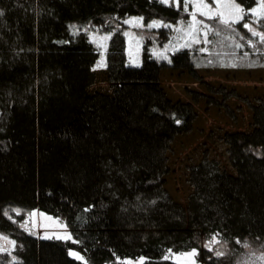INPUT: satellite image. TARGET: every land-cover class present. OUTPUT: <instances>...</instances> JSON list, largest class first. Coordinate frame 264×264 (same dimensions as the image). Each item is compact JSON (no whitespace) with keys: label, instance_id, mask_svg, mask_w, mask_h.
Returning <instances> with one entry per match:
<instances>
[{"label":"trees","instance_id":"trees-1","mask_svg":"<svg viewBox=\"0 0 264 264\" xmlns=\"http://www.w3.org/2000/svg\"><path fill=\"white\" fill-rule=\"evenodd\" d=\"M234 1L244 12L227 31L236 47L250 36L242 24L264 32V17L257 26L247 15L259 0ZM191 9L189 0H0V234L15 241V259L0 251V264H120L141 257L143 264H178L165 256L192 250L200 264H238L264 251V100L252 103L204 82L225 101L207 96L210 106L231 113L229 99L246 104L252 130L223 136L234 173L206 151L188 166L186 204L166 188L171 146L193 131L204 94L172 100L162 71L198 82L199 69L222 66L211 54L222 46L220 35L211 34L207 48L154 57ZM130 18L142 19L138 66L127 53ZM153 22L163 26L148 27ZM91 30L111 35L105 51L111 93L91 91L101 55ZM249 57L256 64L248 67L264 66V52ZM34 209L64 220L75 242L23 230ZM214 238L218 247H206ZM71 248L86 261L71 257Z\"/></svg>","mask_w":264,"mask_h":264},{"label":"rangeland","instance_id":"rangeland-1","mask_svg":"<svg viewBox=\"0 0 264 264\" xmlns=\"http://www.w3.org/2000/svg\"><path fill=\"white\" fill-rule=\"evenodd\" d=\"M165 2L177 4V0H165ZM189 3L192 9L188 10V19L180 21L175 27L172 40L166 46L152 50L154 57L164 59L180 48H190L193 45H202L203 48H207L206 46L213 41L212 39L216 35H220L217 36L216 43H218V39H221L222 42V46H215L214 51L211 53L219 58L222 66L199 69L198 72L203 82H197L187 73L178 70H164L161 74V84L167 95L174 101L193 102L191 95L193 91L204 94V97L195 104L198 118L193 131L176 137L168 154L170 173L166 176V188L176 201L183 204L187 203V198L191 192L188 181V166L200 161L205 152L208 151L211 157L220 160L229 172L234 173L228 163L227 146L223 142V136L227 132L252 130V112L248 106L238 98H231L226 102L231 113H228L224 106H210L207 103V96L214 97L220 102L225 101L217 94L210 92L204 82L211 84L215 90L221 86L228 91L236 90L238 94L248 98L252 103L259 99L264 100V66L248 67L253 64L252 62L256 64V61L249 57L251 53L264 52V42H262L264 41V32L250 24V27L258 32V37H251L250 35L249 38L245 39L244 36L242 39V35L239 34L241 38L240 41H237L239 47L237 45L234 47L231 44L234 39L229 36L230 34L227 31L233 30L237 23H233L231 27H226L219 23L220 17L218 16V13L222 12L224 19L239 20V16L244 15V12L230 14L231 9L223 7L224 5H238L234 0H189ZM239 8L242 9L240 6ZM249 13H253L251 19L254 21L263 18L264 0H259L257 6ZM209 15L212 18H208ZM125 23L128 25L125 34L129 63L138 66L141 63L140 57L143 45V34L141 35L140 32L142 30V19L130 18ZM152 24H154L153 27L157 28L163 26L161 22H153ZM189 25H192V27L190 28ZM210 35L212 39H209ZM89 36L101 54L95 68L97 82L91 88V91L111 93L105 63V51L111 35L102 34L98 30H91ZM249 40L252 41L253 46L249 45ZM244 45L248 48H245ZM239 48L245 50L241 57L245 56L246 60L243 59L242 62L239 61L241 57L237 53ZM235 56L236 59H233ZM235 62H240L244 66L238 67ZM21 226L27 233L40 239L75 242L64 220L47 214L40 209H34L28 213ZM218 243L219 240L214 238L206 244V247L214 249L218 247ZM14 250L15 241L0 234V251L10 253L11 258L15 259ZM197 254V250L185 253L169 252L165 259L178 264H200ZM69 255L77 260L86 261L85 257L73 248L69 249ZM144 260L143 257L138 259L125 258L120 260V264H143ZM238 264H264V251L250 252L244 255Z\"/></svg>","mask_w":264,"mask_h":264},{"label":"snow or ice","instance_id":"snow-or-ice-1","mask_svg":"<svg viewBox=\"0 0 264 264\" xmlns=\"http://www.w3.org/2000/svg\"><path fill=\"white\" fill-rule=\"evenodd\" d=\"M161 2H165V0H161ZM223 7H226V8L231 9V13H230V14H232V13L240 14V13L243 12V10L240 9L238 5H224ZM2 14H3V13L0 12V15H2ZM202 14H203V13H202ZM252 14H253V13H247V15H249V16H251ZM218 16L220 17V18H219V23L225 25L226 27H231V25H232L233 23H238L239 20H243V19H244V15H240V16H239V20H231V21H230V20H228V19H224V18H223L224 14H223L222 12L218 13ZM208 18H212V17L209 15ZM254 23H255L257 26H259L260 21L257 20V21H255ZM153 26H154V24H150V25H148V27H153ZM189 27L191 28L192 25H189ZM242 27H243L244 29H248V30H249L251 37H258V32H257L253 27H250V23L245 22V23L242 24ZM242 39H243V37H242ZM262 42H264V41H262ZM249 45H250V46H253L251 40H249ZM237 46L239 47V45H237Z\"/></svg>","mask_w":264,"mask_h":264}]
</instances>
